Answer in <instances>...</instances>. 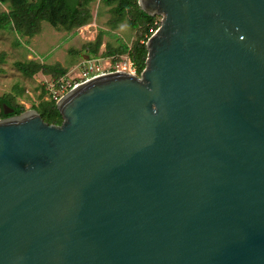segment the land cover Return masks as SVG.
<instances>
[{"label": "water", "instance_id": "water-1", "mask_svg": "<svg viewBox=\"0 0 264 264\" xmlns=\"http://www.w3.org/2000/svg\"><path fill=\"white\" fill-rule=\"evenodd\" d=\"M137 4L138 76L0 118V264H264V0Z\"/></svg>", "mask_w": 264, "mask_h": 264}, {"label": "trees", "instance_id": "trees-1", "mask_svg": "<svg viewBox=\"0 0 264 264\" xmlns=\"http://www.w3.org/2000/svg\"><path fill=\"white\" fill-rule=\"evenodd\" d=\"M103 4L110 6L113 15V24L120 22L126 16V22L134 33L130 43H120L115 47L105 45L103 52L98 53L101 43L102 31H99L92 42L86 43L89 56L107 57L111 62L117 61L122 55H126L128 60L135 67L138 76L144 67L146 58L145 41L147 37L159 25V18L156 15H149L137 4V0H100ZM90 0H0L1 4H6L5 11H0V30L10 29L16 34L30 37L39 31L41 21L47 22L54 28L71 30L78 28L89 22L91 18L89 4ZM3 61V53H0V64ZM15 69L26 78L37 72L44 76H49L57 80L68 70L57 65L38 63L34 60L14 61ZM1 71V69H0ZM20 90L16 92L17 95ZM46 90L40 85L37 94L38 101L32 105L43 122L46 124L58 125L61 123V115L55 106V101L47 97ZM11 109L5 113L4 109ZM24 108L14 102L11 94L0 96V118L13 114H19Z\"/></svg>", "mask_w": 264, "mask_h": 264}, {"label": "rangeland", "instance_id": "rangeland-1", "mask_svg": "<svg viewBox=\"0 0 264 264\" xmlns=\"http://www.w3.org/2000/svg\"><path fill=\"white\" fill-rule=\"evenodd\" d=\"M88 6L91 14L89 22L71 30L54 28L45 21L40 22L39 31L30 37L16 34L10 29L0 30V53H3L0 96L11 94L14 102L24 111L31 110L38 101L40 84L49 77L40 72L29 78L23 77L13 66L14 61L34 60L72 70L77 63L89 57L86 43L92 42L99 31H102V35L98 53L103 52L107 44L115 47L120 43H130L134 33L126 22V16L113 24L110 6L100 0H90ZM6 8V4L0 3V11ZM18 90L21 91L19 95L16 94ZM43 98L46 99L47 95Z\"/></svg>", "mask_w": 264, "mask_h": 264}, {"label": "built area", "instance_id": "built-area-1", "mask_svg": "<svg viewBox=\"0 0 264 264\" xmlns=\"http://www.w3.org/2000/svg\"><path fill=\"white\" fill-rule=\"evenodd\" d=\"M106 58V59H102ZM124 72L132 76H137L135 67L128 60L126 55H122L117 61L111 62L107 57L89 56L83 59L72 70H68L57 80L47 78L40 85H43L47 92V97L55 102L76 84L90 80L96 76L112 73Z\"/></svg>", "mask_w": 264, "mask_h": 264}]
</instances>
